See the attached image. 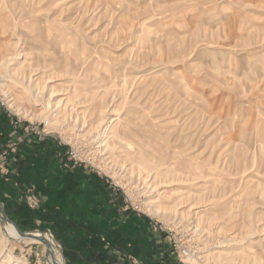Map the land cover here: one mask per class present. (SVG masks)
I'll use <instances>...</instances> for the list:
<instances>
[{"label":"rangeland","instance_id":"374dc122","mask_svg":"<svg viewBox=\"0 0 264 264\" xmlns=\"http://www.w3.org/2000/svg\"><path fill=\"white\" fill-rule=\"evenodd\" d=\"M0 107L187 264H264V0H0Z\"/></svg>","mask_w":264,"mask_h":264},{"label":"crops","instance_id":"0c3cea01","mask_svg":"<svg viewBox=\"0 0 264 264\" xmlns=\"http://www.w3.org/2000/svg\"><path fill=\"white\" fill-rule=\"evenodd\" d=\"M14 121L0 107V156L19 143L0 169V201L19 228L52 230L66 264H187L149 219L123 208L103 180L67 169L55 141L25 135ZM31 187L41 199L35 210L26 202Z\"/></svg>","mask_w":264,"mask_h":264},{"label":"bare ground","instance_id":"6f19581e","mask_svg":"<svg viewBox=\"0 0 264 264\" xmlns=\"http://www.w3.org/2000/svg\"><path fill=\"white\" fill-rule=\"evenodd\" d=\"M57 95L58 94H56L55 96ZM1 211H2V205H0V212ZM0 220L2 222L0 228L2 229L3 234L6 236L4 238H6L8 243H10L11 240L20 244H40V245L43 244L45 246L46 253L48 255V264H66L62 256L61 247L55 243L51 235H48V233L35 231L33 232L32 235L23 236L18 232V229L12 223H6L2 221L1 214H0Z\"/></svg>","mask_w":264,"mask_h":264},{"label":"built area","instance_id":"2783aa9c","mask_svg":"<svg viewBox=\"0 0 264 264\" xmlns=\"http://www.w3.org/2000/svg\"><path fill=\"white\" fill-rule=\"evenodd\" d=\"M7 156V153L4 152L2 154V157ZM26 202L28 204V206L35 210L38 209L41 203V199L39 197V195L35 192L34 188H28L26 190ZM178 257L179 259L184 262L186 260V258L190 257L191 252L189 249L185 248L184 246H178ZM133 264H140L137 260H133Z\"/></svg>","mask_w":264,"mask_h":264},{"label":"water","instance_id":"95a60500","mask_svg":"<svg viewBox=\"0 0 264 264\" xmlns=\"http://www.w3.org/2000/svg\"><path fill=\"white\" fill-rule=\"evenodd\" d=\"M0 205H2L1 202H0ZM2 207H3V205H2ZM0 214H1V219H2V221L6 222V223H12V224H14V225L16 226V228L18 229L17 225H16L15 223H13V222L8 218V216H7L6 213L4 212L3 208H2V211L0 212ZM18 232H19L21 235H23V236H28V235H32V234H33V232H22V231H20L19 229H18Z\"/></svg>","mask_w":264,"mask_h":264}]
</instances>
